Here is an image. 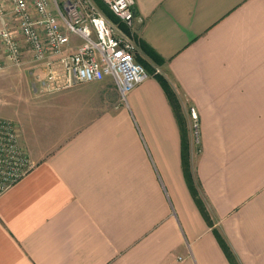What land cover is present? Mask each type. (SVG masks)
I'll return each mask as SVG.
<instances>
[{"label": "crops", "instance_id": "crops-1", "mask_svg": "<svg viewBox=\"0 0 264 264\" xmlns=\"http://www.w3.org/2000/svg\"><path fill=\"white\" fill-rule=\"evenodd\" d=\"M134 10L185 137L153 73L126 102L111 76L60 90L25 82L6 118L35 166L0 194V264H264V0Z\"/></svg>", "mask_w": 264, "mask_h": 264}, {"label": "built area", "instance_id": "built-area-1", "mask_svg": "<svg viewBox=\"0 0 264 264\" xmlns=\"http://www.w3.org/2000/svg\"><path fill=\"white\" fill-rule=\"evenodd\" d=\"M103 2L124 23L135 24V0ZM74 38L80 44L69 51ZM139 52L134 36L87 0H0V71L34 66L40 71L37 85L43 89L60 90L111 76L126 102L135 86L150 77L137 59ZM192 111L197 118L195 108ZM34 166L17 125L0 117V194Z\"/></svg>", "mask_w": 264, "mask_h": 264}, {"label": "rangeland", "instance_id": "rangeland-1", "mask_svg": "<svg viewBox=\"0 0 264 264\" xmlns=\"http://www.w3.org/2000/svg\"><path fill=\"white\" fill-rule=\"evenodd\" d=\"M59 1H60V3H63L64 0H59ZM82 1H85V0H82ZM87 1L93 3L95 6L100 8V10L108 17V19L112 23H114L115 25H118L125 32L132 34L136 40V37H135L136 35L134 33L135 24L133 26L127 25L119 17H117L113 13V11H112V13L114 14L115 18L113 16H111L109 14V12L107 11V10L111 11V9L103 1H98V0H87ZM98 2H100V3L98 4ZM83 7H85V6H83ZM79 44H80V40L77 38H74L72 41V44L68 47V50L69 51H75ZM154 64L156 66L160 65V64H156V63H154ZM155 70L157 73H160L158 71V66H157V68H155ZM39 72L40 71L37 68H35L34 66H31L29 64H27L24 67L14 66V67H10L8 69H5L3 71H0V117H2V116L5 118L6 117H12L16 113L18 103L21 102V100H23L24 94L27 95L26 91H27V89H29L27 86H25V82L31 81V83L33 82L34 84L35 83L37 84V77L36 76ZM150 73H152V72H149V74ZM176 93H177V91H176ZM177 95H178V93H177ZM178 97H179V95H178ZM179 100H180V98H179ZM192 108L193 107L190 108V115H191V118L194 120L195 117L193 115ZM182 113H183V109H182ZM183 116H184V113H183ZM193 126L197 130V123L195 121H193ZM196 137H197V133H196Z\"/></svg>", "mask_w": 264, "mask_h": 264}, {"label": "trees", "instance_id": "trees-1", "mask_svg": "<svg viewBox=\"0 0 264 264\" xmlns=\"http://www.w3.org/2000/svg\"><path fill=\"white\" fill-rule=\"evenodd\" d=\"M98 1H103V0H98ZM99 3L100 2H98V4ZM107 11L109 12V14L111 16H113L115 18L112 11H110V10H107ZM135 37H136V40L140 46L142 53L147 54V56L152 60V62H154L156 64H162L163 63L164 59L154 49H152L143 40H140L137 37V35ZM137 59L139 62H141L147 68V70L149 72H152L153 74H155L157 76V78L160 80V82L162 83V85H163V87H164V89H165V91H166V93H167V95H168V97L172 103V106L174 107L176 114L178 115L182 129L184 130V137H185V127H186L185 125H186V123H185V119H184V116L182 113V105L180 103V100H179V97H178L176 91L172 88L168 79L163 74L157 73L154 66L152 65V63L150 61H148L142 54L138 53ZM188 151H189V148H188V146L186 144V140L184 138V168L186 171V175H187L188 181L190 183L191 189L193 191V194H194L196 200L198 201V204L200 205V208H201L204 216L207 219H209V214H208V211L206 209V206L203 203V201L200 199V197L198 196L197 190H196V188L193 184L192 178H191V164H190V156H189ZM219 238H220V241H221L223 247L225 248L228 256L233 260L234 257H233V253H232L230 247L228 246V244L225 242V240L221 236H219Z\"/></svg>", "mask_w": 264, "mask_h": 264}]
</instances>
